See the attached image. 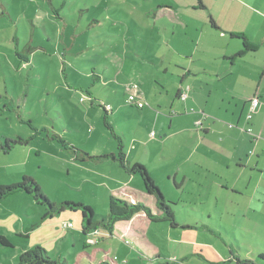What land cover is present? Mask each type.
Instances as JSON below:
<instances>
[{"label":"rangeland","instance_id":"rangeland-1","mask_svg":"<svg viewBox=\"0 0 264 264\" xmlns=\"http://www.w3.org/2000/svg\"><path fill=\"white\" fill-rule=\"evenodd\" d=\"M201 2L204 7H200L197 0H0V184L14 183L27 175L39 184L51 201L81 202L93 210L92 221L99 222L95 233L83 236L77 224L81 218L80 211L67 209L43 218V207L36 205L32 198L30 201L24 197L22 191L12 192L0 199V234L8 237L12 244L11 247L0 246V264L16 263L19 253L36 246L43 247L54 259L64 258L68 264H98L105 252L109 258L114 254L119 256L117 263L123 264V250L111 253L109 246L113 239H109L101 220H107L109 188L123 184L121 179L126 177L121 176L126 173L123 168L117 170L118 161L114 162L110 157L102 161L103 156L117 155L118 145L122 143L127 151L131 138L129 131L133 130L135 120L140 121L142 128L138 136L143 140L147 135L150 138L146 145L148 151L155 149L159 152L165 147L167 152L183 156L182 151L177 152L174 147L182 148L184 143L178 138L173 143L167 139V143L161 141L167 131L168 114L153 110L155 118L153 115L143 116L127 105L126 99L133 90L127 89L122 82L126 75L116 64L119 61L117 57L139 55L142 60L147 56L157 69L163 71L168 67V75H162H166V80L155 79L156 82L150 85H142L148 103L160 97L164 101L165 91L161 86H174L177 78L171 74L182 75L179 71L181 63L188 61L182 57L189 59L191 55L185 52L184 43L190 41L181 29L174 26L175 22L213 21L227 25L228 22H264V0ZM223 39L214 37L211 45L207 39H202L199 47L202 45L203 48L198 49L200 53L191 55L198 69H214L218 64L217 68H222L223 58L215 54L219 48L225 51ZM230 49L235 48L231 46L228 51ZM163 54L167 58L163 59ZM258 56L259 60L250 56L236 59L240 61L234 76L238 79L237 85L227 81L226 95H218L209 102L215 113L204 106L206 117L209 115L213 121L231 122L233 127L240 126L234 124L236 120L232 115L236 111L237 116L240 111L239 98L254 91L260 79L264 85L263 45ZM148 68L151 71L152 67ZM117 71L123 74L118 81L115 80ZM228 77L226 74L224 80ZM202 91L203 101L207 91ZM259 100L261 104L260 97ZM101 104L111 105L112 113L105 114ZM196 108L194 106L190 110ZM124 115H127L128 122L121 120ZM206 117H201V126L192 125V120H187L184 128L191 134L185 138L187 146L195 139L192 131L202 132ZM152 130L153 134H150ZM240 133L247 135L244 131ZM18 137L27 140V144H12L11 149L4 153L7 139ZM186 149L188 147L182 149L183 152ZM232 150L229 146L227 151ZM80 151L91 159L84 157L86 161L82 163L73 160ZM128 155L131 160L135 159L134 152ZM97 156L102 158H94ZM148 158L145 157L141 163L145 162L153 169L155 163L152 164ZM93 159L101 163L95 165L97 162ZM109 166L115 169L114 172ZM170 168L171 165H165V171L157 168L151 175L179 222L174 230L177 234L173 233V237L182 239L190 233L195 234L189 224L192 227L196 223L227 227L226 237L231 240L240 259L264 264L257 257L259 251H264V182L258 187L256 184L248 189L241 188L244 195H240L234 194L230 188L223 190L217 184L200 186L206 179L211 182L204 172L197 169L195 171L199 174L193 171L185 180L179 172L174 183V170L170 179L165 174ZM232 174L236 173H227V181L239 189L240 186L232 184ZM112 177L120 182H115ZM135 178L128 186L136 191L131 193L139 199L138 192L147 193L141 177L136 174ZM143 196L140 202L157 210L151 198L144 199ZM215 198H218L217 208ZM69 212L76 222L62 229V221L70 219ZM90 238L96 242H91ZM114 238H117L116 246L121 248L124 239ZM199 240L211 241L212 245L221 248L216 236L201 233ZM164 241L165 244L166 239ZM170 244L179 247L180 251L182 246H190L179 242ZM95 248L103 250L95 251ZM167 250L163 251L166 258L170 256ZM83 253L90 254V257Z\"/></svg>","mask_w":264,"mask_h":264},{"label":"crops","instance_id":"crops-1","mask_svg":"<svg viewBox=\"0 0 264 264\" xmlns=\"http://www.w3.org/2000/svg\"><path fill=\"white\" fill-rule=\"evenodd\" d=\"M228 23L229 24L227 25L225 22L213 21L194 23L175 22L174 26L181 29L183 31V35L186 34V38L190 41L187 43L184 42V37L182 39V41L186 44L185 52H188L191 55L200 53V50L198 51V49L203 48L202 45L199 47L202 43V39H207L210 42L214 41V37H221L224 38V45L226 47L224 48V52L219 48L217 50L218 53L215 54L217 56H222L223 58L222 64H220L222 65L220 70L217 68L219 64L215 66L214 69L208 67H201V69H198L199 67L194 65L195 60L191 55L189 59H186L184 56L186 54L179 53L184 56L182 57L184 60L188 61L186 63H181L182 66L179 68V71L182 72V75L171 74L177 78V82L172 88L163 87L164 85L161 86V88L165 91V96H163L165 97L164 101L162 100L163 98L160 97L159 99H155L154 101L148 103L146 90L144 91L142 85H150L153 81L156 82L155 79H165L166 75H168V67L163 68L161 66L163 71L161 69H157L154 62L147 56L142 57V60L139 59V55L117 57L119 61L116 64L119 65V69L126 75H124L126 77L125 80L122 81L125 84V87L127 88V85L130 83H137L141 98L144 102L146 101L147 104H149V106H146L147 104H145L142 108H136L135 106L132 107H134L139 114H143V116L146 115L152 117L153 110H160L159 112L168 114L167 131L165 133V138L161 141L167 143V139L169 142L173 143V140L178 138L180 142L184 143V145L182 148L180 146L174 147L177 152H183V150L188 147V149H186L183 153L181 152L183 156H179L175 152H167L165 147H163L159 152L155 149L148 151L146 145H148L147 142L150 141V138L147 135V138L143 140V138H140V135L138 136V133L142 130V128L140 127V121L135 120L133 130L129 131V136L131 137L129 144L130 147L127 151H125V145L122 143L121 150L123 157L129 164L140 163L144 165L150 175L152 174V171L157 168H161L165 171V165H171V168L165 174L167 178L170 179V173L174 170L173 179L175 183L179 172H181L182 180H185L187 178V174H193V171L197 169L204 172L211 182L210 184L206 179L204 185L200 186L208 187L217 184L223 190L230 188L234 194L244 195L241 188L248 189L252 185L256 186V184L258 187L263 184L262 182H264V85H262L261 79L256 83L254 91L249 94H244L243 97L239 98L241 108L238 115L236 116V111L235 113H232L233 118L236 120L234 124L240 125V128L238 126H232L231 128V126H228L231 122L223 123L217 120L213 121L212 117L208 115L209 117L207 116V118L206 115H204V118L206 117L207 119L205 121L203 120L204 125L202 126V132L192 131L195 135V139L189 146H187V139H185L188 134L191 135L189 133L190 131L184 128L187 120L191 119L193 125L194 121L201 117L200 112L204 111V106L209 107L210 112L215 113L209 102L217 98L218 95L221 97L226 95L225 90L228 88V82L230 83L233 81L234 86L237 85L238 79H234V76L237 72L235 69L238 68V63H240V61H237L236 59L250 56L254 58V60H259L258 55L261 50V45L264 46V22ZM241 34L245 37L247 42L255 47L241 56H235V54L243 48V39L240 37ZM241 41L242 43H240ZM192 44H194V48ZM211 44L212 42H210V45ZM231 46H234L235 49H230L228 51ZM211 49L213 50L214 46H212ZM201 52H204V50H201ZM162 58H167V55L163 54ZM227 59H229V61L225 62ZM148 66L152 67L151 71H149ZM163 74L166 75L162 76ZM226 74L230 77H228L227 80H224ZM122 75V73L117 71L115 73V80L118 81L119 77ZM262 77L264 78V73ZM117 84L120 85V82ZM261 87L263 88V91ZM202 90L207 91L206 98L203 101ZM254 94H257L261 98L262 102L253 114L254 116H252L251 120H247L245 113L248 109L247 99ZM182 95L186 96L185 99H182ZM194 106L197 108L193 110L191 109L194 113H190V108ZM237 107H240V104ZM112 111L113 109L111 106V110L107 111V113L110 114ZM120 112L121 111L119 110V113ZM156 113L158 112L156 111ZM122 118L123 119L121 120L128 122L127 115H124ZM153 118H155L154 115ZM157 118H159V116H157ZM164 118H161V120L164 121ZM129 126L131 127L132 124ZM247 127H251L252 133L258 135V137L242 130V128ZM173 128L174 130L172 131ZM240 131L246 132L247 135L240 133ZM135 142L138 143V145H136ZM229 146L233 148L232 152L227 151ZM132 152L136 154L134 160H131L128 155ZM145 157H147V159L150 157L152 160L151 163H155L153 169H150L145 162L141 163ZM107 159L108 158H103V160H101L105 161ZM73 160L77 161L75 156ZM78 161L82 163L85 162L86 159ZM113 161L115 162V160ZM96 162L97 164L94 163L95 165H99L101 163L100 160ZM156 164H159L160 166L158 167ZM94 167L96 168L97 166ZM109 167L111 168V172H114L115 169H113L112 166ZM121 169L122 167L119 165L117 170ZM229 172L236 173L232 174V184L240 186L239 189L233 187L231 184L229 185V181H227V173ZM124 173H126V175L124 177L121 176V178L126 177V179H121L124 183L117 185V187L109 188V195H116L132 203L140 202V198L145 195L143 196L144 199H148L147 197H150L151 203L156 205L154 196L148 193L143 194V192H138L140 193L139 199L135 197L131 192L136 191L131 189L128 185L136 180V174L128 173L126 171H124ZM195 174H199L198 171H195ZM115 182L120 181L116 179ZM23 196L32 201L31 197L27 194L24 193ZM214 201L216 204L215 208H217L218 198H215ZM151 208L154 214H160L157 205V210H155L154 207ZM207 212L208 211L206 210V213ZM67 214L70 219H65L72 221L73 226L76 222V218L70 217L72 215L71 212ZM258 215L260 221V213ZM174 218L176 221L175 213ZM208 218H210V216H208ZM81 223L80 218V222L77 221V224L79 225L83 236L86 234H93L97 231V229H95L92 232L83 233ZM176 223L177 225L172 226V223L168 221H151L143 212H138L127 221L115 223L113 231L109 234V239H113L110 241V251L113 253L115 250L122 249L124 254V258L122 260L123 264H127L128 262H132L133 264H236V258H240L235 252V247L232 245L231 240L226 237L228 235L227 227L220 226L219 228L218 225H214L213 227L207 225L206 223H196L195 227H192V225L189 224V227L196 231V233H190V235H187L185 238L182 237V239H177L173 237V233L177 234L174 230L179 226V222L176 221ZM157 224L162 225L158 226ZM48 225H50V223ZM55 233H57V231H55ZM201 233L218 237L217 241H219L218 243L221 248L212 245L213 243H211V241L199 240V234ZM164 235L166 236L164 237ZM191 235H193V237H191ZM114 236L124 239L125 244L122 241L121 248L116 246L117 238H114ZM164 239H166L165 244ZM90 241L96 242L93 238H90ZM102 241H104V238ZM171 242H179L190 246H182L180 251L179 247L175 248L171 246ZM165 248L168 249L166 252L170 253V256L167 258L165 257L166 255L163 254ZM99 250L103 249L95 248V251ZM86 255L90 257V254ZM118 257L119 256L114 254L113 257L109 258L107 256V252H105L104 258L101 259L99 263L101 261H108L119 264L117 263L119 260ZM170 257H173L172 259L175 260L169 259ZM9 264H15V262L13 261Z\"/></svg>","mask_w":264,"mask_h":264},{"label":"trees","instance_id":"trees-1","mask_svg":"<svg viewBox=\"0 0 264 264\" xmlns=\"http://www.w3.org/2000/svg\"><path fill=\"white\" fill-rule=\"evenodd\" d=\"M197 1L200 7H204L201 0H197ZM240 37L243 39V48L239 50L235 54V56H241L245 54L247 51L254 49L255 47L254 45L247 42V40L242 34ZM254 95H257V94H254ZM254 95H251L247 99L248 105H249L250 98ZM100 106L102 107L105 114H107V111L104 109L103 104H101ZM201 117H202V114H201ZM104 124L106 126V123ZM7 140L9 141H7L4 145V148H3L4 153H7L11 149L12 144H15V145L16 144H22V145L27 144V140L21 137H18L17 139H14V140L12 139H7ZM121 148H122V145H118L119 151L117 155L114 153H111L108 155H104L103 157L105 158L110 157L112 160L118 161L119 165L124 169V171L128 173L138 174L141 177L143 187L146 193L154 196L156 200V205L160 211V214L158 215L154 214L151 208L144 203H141V202L132 203L121 197L110 194L108 196L107 220L106 221L101 220L103 226L107 229L108 233L111 234L116 222L127 221L138 212H143L147 216V218L151 221H168L172 223V226L177 225L175 218H174L173 211L166 203L163 194L161 193L160 189L156 186L154 179L148 173L146 167L140 163L129 164L123 157ZM84 157L89 158V156L85 152L80 151V153L75 154L76 160H84ZM94 158L100 159L102 157L97 156ZM16 191L24 192L25 194L30 196L38 206L43 207V209L45 210L43 218L52 217L54 214L64 212L67 209H70L71 211L78 210L80 211V214H81L82 232L88 233V232H92L95 229H97V224L99 222L92 221L94 213H93V210L89 206L84 205L81 202H68V201L53 202L51 201L46 195H44L39 184L35 182L32 177L23 175L22 178L19 179V181H16L14 183L0 184V199ZM0 246L11 247L12 244L6 236L0 234ZM257 257L260 260L264 261V251L263 250L259 251V253L257 254ZM15 264H68V263L64 258H58V259L52 258L43 247L36 246L33 249L24 250L21 253H19ZM99 264H116V263H112L108 261H101ZM236 264H258V263L255 260L236 258Z\"/></svg>","mask_w":264,"mask_h":264},{"label":"built area","instance_id":"built-area-1","mask_svg":"<svg viewBox=\"0 0 264 264\" xmlns=\"http://www.w3.org/2000/svg\"><path fill=\"white\" fill-rule=\"evenodd\" d=\"M127 89L133 90V93H130L126 99V103L129 104L130 106H135L137 108H142L145 104L144 102L141 100L140 98V92H139V88L137 83H130L127 85ZM185 95H182V99H185ZM104 109L106 111H110L111 110V106L109 104L107 105H103ZM260 106V100H259V96L254 95L250 98L249 101V105H248V109H247V113H246V118L247 120H251L252 115L256 112V110L259 108ZM202 114V119L204 118V113L201 111L200 112ZM202 119L199 118L197 119L194 123L196 126H200L202 124ZM228 126H232L231 124H228ZM242 130L247 131L250 134L252 133L251 127H247V128H242ZM153 134V131L150 133ZM255 137H258V135L253 134ZM72 226V221H63L61 223V228L62 229H66L67 227H71ZM115 259V257H114ZM175 260V259H173Z\"/></svg>","mask_w":264,"mask_h":264}]
</instances>
